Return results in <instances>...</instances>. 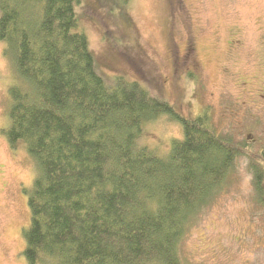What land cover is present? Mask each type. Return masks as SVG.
<instances>
[{
  "label": "trees",
  "instance_id": "16d2710c",
  "mask_svg": "<svg viewBox=\"0 0 264 264\" xmlns=\"http://www.w3.org/2000/svg\"><path fill=\"white\" fill-rule=\"evenodd\" d=\"M78 1L0 0L3 52L18 78L4 133L36 166L24 188L27 264H188L183 240L241 154L264 206V150L254 158L206 110L186 117L137 80L109 81L79 30ZM163 114L183 135L159 154L139 138Z\"/></svg>",
  "mask_w": 264,
  "mask_h": 264
},
{
  "label": "rangeland",
  "instance_id": "374dc122",
  "mask_svg": "<svg viewBox=\"0 0 264 264\" xmlns=\"http://www.w3.org/2000/svg\"><path fill=\"white\" fill-rule=\"evenodd\" d=\"M76 12L109 81L137 80L186 117L206 110L254 158L264 150V0H79ZM4 47L0 38V264H27L24 188L36 166L4 133L18 81ZM182 135L181 123L163 114L144 124L139 141L163 154ZM249 161L239 156L232 182L199 212L182 243L188 264H264V206Z\"/></svg>",
  "mask_w": 264,
  "mask_h": 264
}]
</instances>
